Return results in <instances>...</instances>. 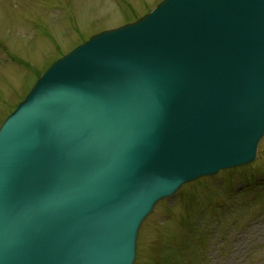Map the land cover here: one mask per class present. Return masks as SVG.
Returning <instances> with one entry per match:
<instances>
[{
	"label": "water",
	"instance_id": "95a60500",
	"mask_svg": "<svg viewBox=\"0 0 264 264\" xmlns=\"http://www.w3.org/2000/svg\"><path fill=\"white\" fill-rule=\"evenodd\" d=\"M263 124L264 0H164L93 36L0 128V264H130L153 201L251 158Z\"/></svg>",
	"mask_w": 264,
	"mask_h": 264
},
{
	"label": "rangeland",
	"instance_id": "374dc122",
	"mask_svg": "<svg viewBox=\"0 0 264 264\" xmlns=\"http://www.w3.org/2000/svg\"><path fill=\"white\" fill-rule=\"evenodd\" d=\"M156 1L0 0V119L50 61ZM263 172L264 132L250 162L156 202L138 227L132 264H264ZM251 176L259 184L250 187Z\"/></svg>",
	"mask_w": 264,
	"mask_h": 264
}]
</instances>
